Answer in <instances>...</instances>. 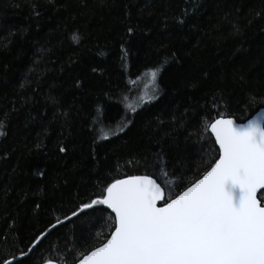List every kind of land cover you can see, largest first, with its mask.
I'll list each match as a JSON object with an SVG mask.
<instances>
[{
	"label": "trees",
	"instance_id": "trees-1",
	"mask_svg": "<svg viewBox=\"0 0 264 264\" xmlns=\"http://www.w3.org/2000/svg\"><path fill=\"white\" fill-rule=\"evenodd\" d=\"M155 67L154 93L142 74ZM262 107L264 0H0V264L114 178L167 189L156 153L182 190L218 157L205 121ZM109 215L56 227L23 264H73Z\"/></svg>",
	"mask_w": 264,
	"mask_h": 264
},
{
	"label": "snow or ice",
	"instance_id": "snow-or-ice-1",
	"mask_svg": "<svg viewBox=\"0 0 264 264\" xmlns=\"http://www.w3.org/2000/svg\"><path fill=\"white\" fill-rule=\"evenodd\" d=\"M78 39L73 34V40ZM159 72L155 67L142 74L154 93ZM155 98L145 93L140 101ZM137 106L126 104L132 112ZM204 132L214 138L218 158L203 161L202 174L182 190L173 194L163 153H156L153 167L167 181V189L154 174L114 178L71 215L57 218L27 251L21 249L19 257L3 259L2 264H23L52 230L101 205L110 210L102 225L109 230L101 233L100 243L78 251L73 264H264V109L246 123L221 113L205 121ZM99 138L107 140L109 135L101 130ZM44 264L61 262L49 257Z\"/></svg>",
	"mask_w": 264,
	"mask_h": 264
},
{
	"label": "rangeland",
	"instance_id": "rangeland-1",
	"mask_svg": "<svg viewBox=\"0 0 264 264\" xmlns=\"http://www.w3.org/2000/svg\"><path fill=\"white\" fill-rule=\"evenodd\" d=\"M144 79H146V80H145V84H142V88L144 89V87H145L146 85H147L148 88H151V85H152V84L150 83V81H149V79H148V77H147L146 75H145ZM147 87H145V88H147ZM148 88H147V89H148Z\"/></svg>",
	"mask_w": 264,
	"mask_h": 264
},
{
	"label": "water",
	"instance_id": "water-1",
	"mask_svg": "<svg viewBox=\"0 0 264 264\" xmlns=\"http://www.w3.org/2000/svg\"><path fill=\"white\" fill-rule=\"evenodd\" d=\"M261 109H264V107H262V108H260V109H258L250 118H248V119H251L253 116H255V115H257V113L258 112H260L261 111ZM219 118V117H218ZM227 118V117H226ZM232 118V117H231ZM247 119V120H248ZM247 120H245L244 122H240V123H246L247 122ZM214 139V138H213ZM217 149H218V146H217ZM218 158V157H217ZM124 178V177H123ZM159 206V205H158ZM110 211V210H109ZM42 264H44V263H42Z\"/></svg>",
	"mask_w": 264,
	"mask_h": 264
}]
</instances>
